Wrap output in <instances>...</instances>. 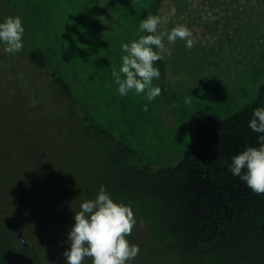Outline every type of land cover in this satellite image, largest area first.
Returning a JSON list of instances; mask_svg holds the SVG:
<instances>
[{
	"label": "rangeland",
	"instance_id": "374dc122",
	"mask_svg": "<svg viewBox=\"0 0 264 264\" xmlns=\"http://www.w3.org/2000/svg\"><path fill=\"white\" fill-rule=\"evenodd\" d=\"M145 11L161 17L158 31L186 25L192 32L190 49L165 40L155 62L160 77L153 80L161 93L151 102L120 96L112 77L121 44L138 39ZM8 16L21 17L25 32L21 52L0 46V264H65L74 212L88 200L78 121L68 101L56 97L49 71L29 62L31 49L47 54L95 124L155 165L177 163L194 139L180 114L201 107L229 116L264 82V0H0V21ZM11 188L18 222L10 214ZM135 219L127 239L141 251L130 264H191L155 247L145 221ZM10 228L27 229L40 252L23 247Z\"/></svg>",
	"mask_w": 264,
	"mask_h": 264
},
{
	"label": "trees",
	"instance_id": "16d2710c",
	"mask_svg": "<svg viewBox=\"0 0 264 264\" xmlns=\"http://www.w3.org/2000/svg\"><path fill=\"white\" fill-rule=\"evenodd\" d=\"M27 58L49 71L56 97L68 101L66 108L78 121L79 156L89 167L88 199L106 186L114 201L130 206L135 218L145 221L154 246L174 261L264 264V194L254 193L229 171L232 156L257 146L258 134L247 124L253 109L264 105V82L249 104L229 116L216 117L201 107L180 114L194 139L177 163L155 165L91 120L67 80L50 68L46 53L33 48ZM18 207L15 200L10 209L16 222L21 220Z\"/></svg>",
	"mask_w": 264,
	"mask_h": 264
},
{
	"label": "clouds",
	"instance_id": "9594fccd",
	"mask_svg": "<svg viewBox=\"0 0 264 264\" xmlns=\"http://www.w3.org/2000/svg\"><path fill=\"white\" fill-rule=\"evenodd\" d=\"M161 23V17L148 14L139 22L138 39L121 44V65L112 71L120 96L133 93L148 102L156 99L161 89L153 85V80L160 77L155 62L163 58L165 40L168 44L182 40L187 48L192 47V32L186 25L158 31ZM24 32L21 17L4 18L0 21V46L10 54L21 52ZM191 99L185 97V104ZM247 127L258 134L257 146H248L232 156L229 171L254 193L264 194V105L253 109ZM74 213V223L67 233L68 247L62 254L65 264H84L86 258H91V264H130L140 254L139 245L127 239L136 225L134 212L130 206L114 201L106 186L101 185L95 198L83 201Z\"/></svg>",
	"mask_w": 264,
	"mask_h": 264
},
{
	"label": "water",
	"instance_id": "95a60500",
	"mask_svg": "<svg viewBox=\"0 0 264 264\" xmlns=\"http://www.w3.org/2000/svg\"><path fill=\"white\" fill-rule=\"evenodd\" d=\"M16 195V205L19 206V199H18V195ZM27 229H16V230H12L11 233L15 236V238L17 239L18 242L21 243V245H23L24 247H30L31 244L28 242L27 240Z\"/></svg>",
	"mask_w": 264,
	"mask_h": 264
},
{
	"label": "flooded vegetation",
	"instance_id": "af4514ba",
	"mask_svg": "<svg viewBox=\"0 0 264 264\" xmlns=\"http://www.w3.org/2000/svg\"><path fill=\"white\" fill-rule=\"evenodd\" d=\"M29 248H32L31 246Z\"/></svg>",
	"mask_w": 264,
	"mask_h": 264
}]
</instances>
